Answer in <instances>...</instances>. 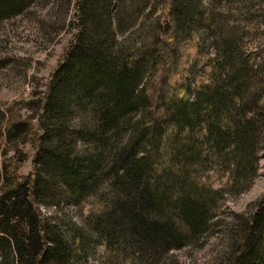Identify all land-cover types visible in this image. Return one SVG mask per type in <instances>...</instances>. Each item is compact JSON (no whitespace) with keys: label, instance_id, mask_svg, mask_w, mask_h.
<instances>
[{"label":"trees","instance_id":"trees-1","mask_svg":"<svg viewBox=\"0 0 264 264\" xmlns=\"http://www.w3.org/2000/svg\"><path fill=\"white\" fill-rule=\"evenodd\" d=\"M96 1L78 3L75 42L35 105L39 133L0 109V264H91L101 244L104 264H178L161 260L203 238L219 211L201 168L214 159L232 165L234 180L246 161L255 130L242 95L226 74L199 79L204 57L183 53L193 19L212 20V11L199 0H168L169 24L117 39L109 3ZM29 2L0 0V20ZM217 39L216 54L230 51ZM26 140L36 148L27 176ZM88 202L81 223L38 209ZM237 236L224 264H264V209Z\"/></svg>","mask_w":264,"mask_h":264},{"label":"rangeland","instance_id":"rangeland-1","mask_svg":"<svg viewBox=\"0 0 264 264\" xmlns=\"http://www.w3.org/2000/svg\"><path fill=\"white\" fill-rule=\"evenodd\" d=\"M79 1L30 0L20 12L0 20V109H6L8 117L13 119H30L36 134L39 133L40 106L35 105L42 102L53 72L75 42L80 30ZM147 1H106L111 9V28L117 39L131 35L128 39L138 40L153 25L170 23L168 0ZM186 1L193 4L191 0ZM199 2L207 6L214 17L205 20L198 15L193 19L191 34L182 41L183 53L188 59L197 61L195 54L204 57V70L199 69L202 81H209L213 75L218 77L219 73L221 77L226 74L227 81L232 80L228 88L242 95V108L246 109V118L251 120L250 127L255 134L246 146V161L234 180L232 173L237 174V170L232 165L228 168L215 159L203 165L200 178L208 192L218 198V214L211 220L212 225L203 238L188 242L179 249L168 250L161 261L224 264L231 247L234 249L238 245L237 235L248 218L264 209V0ZM138 9H143L142 13L139 14ZM217 36L228 41L230 46V51L224 46L221 56L216 54ZM225 51L231 58L223 57ZM228 64L231 65L229 71ZM215 65L218 71H212L211 66ZM24 104H29L30 108ZM19 148L27 155L21 173L30 175L34 166L35 144L26 140ZM10 155L12 153L8 152L6 156ZM3 157L0 156L1 159ZM89 204L83 203L79 207L60 205L59 210L54 206L41 205L38 209L44 216H68L81 223L89 211ZM102 253L104 246H95L90 263L104 264L100 260Z\"/></svg>","mask_w":264,"mask_h":264}]
</instances>
